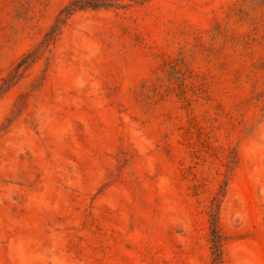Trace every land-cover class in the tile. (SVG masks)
<instances>
[{"label": "rangeland", "instance_id": "obj_1", "mask_svg": "<svg viewBox=\"0 0 264 264\" xmlns=\"http://www.w3.org/2000/svg\"><path fill=\"white\" fill-rule=\"evenodd\" d=\"M0 264H264V0H0Z\"/></svg>", "mask_w": 264, "mask_h": 264}]
</instances>
